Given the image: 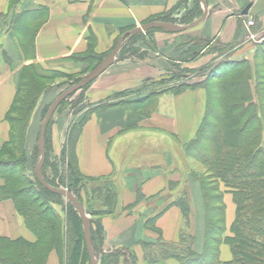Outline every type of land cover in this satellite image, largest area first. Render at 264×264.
Instances as JSON below:
<instances>
[{
	"label": "crops",
	"instance_id": "1",
	"mask_svg": "<svg viewBox=\"0 0 264 264\" xmlns=\"http://www.w3.org/2000/svg\"><path fill=\"white\" fill-rule=\"evenodd\" d=\"M182 1L0 0V151L11 141L9 115L18 97L21 72L37 66L65 73L70 70V62L75 63V57L88 53L108 55L124 33L169 13L180 19L196 2L187 0L181 6ZM204 2L206 18L198 26L177 33L152 32L151 39H140L132 47L141 57H128L120 63L115 58L111 67L95 80L89 93L92 103L123 90L132 91L128 98L96 110L84 124L76 144L77 167L83 177L118 184L114 186L118 193L117 213L104 216L101 221L105 251L130 249L138 264H145L141 242L159 239L158 234L147 229L144 218L172 204L182 184L190 181V173L178 167V157L183 145L196 137L207 110V92L203 88H188L177 94L160 90V83L173 77V64L192 73L187 81H212L210 73L221 70L222 63L252 61L257 47L264 44V0ZM248 5V14L243 15ZM200 8L203 16L201 2ZM249 19L254 20V40L249 39L247 31ZM192 43L203 46L198 56L180 62ZM209 68L207 75L198 74ZM150 83L155 88L146 92ZM69 130L68 116L55 120L51 132L54 158L61 157ZM171 182L181 183L177 193L169 191ZM4 185L0 179V189ZM189 188L193 200L192 234L195 250L200 254L205 249L204 202L199 184L192 183ZM139 192L145 200L137 204ZM221 192L226 208L225 237H230L236 205L233 195L223 186ZM165 194L169 197L159 198ZM162 202L166 204L163 208ZM131 206L134 208L128 210ZM183 226L182 212L176 206L155 223L162 238L173 244L179 242ZM3 240L37 243L12 200L0 201V242ZM232 260L231 247L222 243L219 261ZM162 264L179 263L170 259Z\"/></svg>",
	"mask_w": 264,
	"mask_h": 264
},
{
	"label": "trees",
	"instance_id": "2",
	"mask_svg": "<svg viewBox=\"0 0 264 264\" xmlns=\"http://www.w3.org/2000/svg\"><path fill=\"white\" fill-rule=\"evenodd\" d=\"M186 1L183 0L181 6ZM202 14L200 2L196 0L194 8L180 18V21L169 13L157 17L150 23L162 22L187 26L198 20ZM154 31L157 30H150L147 33ZM191 45V48L180 57V62L196 58L203 47L199 43ZM258 48H261V51H256L257 55L254 54L252 64L249 61L240 63L225 61L222 63L221 70L219 68L217 72H211L209 78H216V83L202 81L199 84L186 86L184 89L183 87L178 90L169 89L178 94L188 88L201 87L207 92L205 117L196 137L187 144L186 149L191 152L195 161L205 167L210 178H201L191 172L190 181L183 183L178 193L177 190L181 183L171 182L169 191L176 190L177 193L172 204L144 218L147 229L159 235L157 242H141L145 264H162L170 259L176 260L179 264H264V81L262 83L260 68H257L255 63L259 59L264 62V44ZM73 60L78 63H98L99 65L103 58L88 53L82 57H75ZM91 66L87 71L82 69L81 74L85 75L89 72ZM172 66L176 71L170 81L178 78L186 79L192 74L180 70L178 64ZM210 70L211 68L199 71L198 74L207 75ZM33 73L44 80L61 79L65 74L46 71L37 66L20 73L18 97L9 115L12 127L11 141L0 151L1 158L6 161L10 158V152L14 151H17L21 160L27 156V141L22 138V134L23 130L29 127L31 118L28 114L31 113L39 92L29 96L25 108H19L18 105L20 102H25L21 97L22 91L30 85ZM18 112H23L24 115L14 118L12 115ZM88 120L79 121L73 126L61 157L59 159L53 157V162L49 123L45 136L43 179L55 189L63 187L69 190L83 204L87 213L99 218L98 233L93 227L94 221L91 220V237L94 254L98 256L95 248L97 247L102 255L103 264H138L135 254L130 249L104 253V228L101 221L104 216L117 213L118 193L110 181L85 178L78 170L75 148L81 130ZM24 137L27 139V134ZM24 143L22 149L21 146ZM8 146L13 147L9 149ZM31 157L34 168L41 159L38 144ZM59 164L63 166L62 174L59 173ZM21 165L22 162L17 165L0 162V179L5 182L4 187L0 189V201L12 200L14 202L17 213L24 220L27 228L36 236L37 243L33 245L23 240L1 241L0 264H37V253L45 255L54 248L61 253L68 254L67 264H79V260L89 259L83 225L76 207L71 202L67 203L65 223L68 246L66 248L62 243L64 224L61 215L55 209L65 204L64 197L49 192L38 182L35 174L36 167L34 168V181L28 183L27 188L20 189L19 186L25 183L21 181L20 175H17V170H21ZM50 167L54 169L52 176L48 174ZM196 181L201 183L199 186L204 202L206 225L205 249L200 254L195 250V236L192 234L193 200L189 188ZM221 186L233 195L236 205V219L232 225L230 237H225L226 208L223 203L224 193L221 192ZM212 193L217 196H213ZM144 200L145 197L139 192L137 204ZM214 204H219L220 207H215ZM172 206L180 208L184 220L183 231L176 244L167 243L155 227L156 220ZM133 208L131 206L128 210ZM222 243L231 247L233 260L229 263L219 261V248ZM15 256H18L20 260L15 259Z\"/></svg>",
	"mask_w": 264,
	"mask_h": 264
},
{
	"label": "rangeland",
	"instance_id": "3",
	"mask_svg": "<svg viewBox=\"0 0 264 264\" xmlns=\"http://www.w3.org/2000/svg\"><path fill=\"white\" fill-rule=\"evenodd\" d=\"M188 12L189 11H184L183 15H186ZM178 21H180L179 18H178ZM151 35H152V32L151 33L145 32L144 34H142L139 37H135V38H131V39L129 38L126 41H124L122 46H121L120 52L116 56V59H117L116 62L120 63L121 61H124L125 58H128V57L129 58H131V57L138 58V56L141 57L140 52L136 49H133L132 47L140 39H144L145 41H148L147 39L148 38L151 39V37H152ZM114 45H113L111 51L115 48ZM149 46L153 47V43L150 44ZM259 46H261V45H259ZM260 49L261 48H258V49H256V51H261ZM256 51L254 53L255 55H257ZM107 56L105 55V56H102L101 58H103V60H104ZM73 62H75V61H73ZM249 63L252 64L253 60L249 61ZM255 63H256V67L260 68V79L263 83V81H264L263 63L264 62L262 61V59H259ZM91 64H92V66H91ZM97 65H98V63H86L85 64V63H78V62H75V63L70 62V68H69L70 70H68V72H65V74L63 73L64 78H61V79L59 78V79H55V80H44V79H41L39 77H36L35 74L33 73V79L30 82V85L22 91L21 97H22V99L25 100V102L24 103L20 102L18 105L19 108L20 107H22V109L25 108V105H27V101L29 100V96L33 93L39 92L37 101H36L35 105H33L32 109H31V113L28 114L31 118V119H29L31 121L30 124L28 125L29 127H27L26 130L24 129L23 134H22V138L27 141V144H26L27 145V156L25 157V159L21 160L19 158L17 151L10 152V158L7 161H6V159L4 160L0 156L1 164L3 162H6V163H11V164L17 165L18 163L22 162L21 170H17V175L19 174L21 181H24L25 183L23 185L19 186L20 189L27 188L26 186H28V183H31L34 181V168L37 167L38 162L35 164V166L33 168L31 156L35 152L36 146L38 144L39 136H40V128L43 124V121L46 117V114H47L51 104L64 90L71 87L74 83H77L78 80H79V82L82 81V79L85 77V75L90 73ZM73 66H77V68H75L74 71L72 70ZM90 66L92 68L89 70V72H87L85 75H82L81 70L86 69V71H87ZM249 66H247V67H249ZM261 67H263V68H261ZM186 79H179L178 78V79H175L174 81L173 80L172 81H162L160 83L161 87H159V88H160V90L161 89H167V90L177 89L178 90V89H181V87H183L182 89H184V87L193 85V83H201L202 82V81H187ZM93 83H91L88 87H86V88L78 91L74 95H72L70 98H68L61 105V107L59 106V108L55 112L54 117L50 121V126H49L50 135L52 132L53 125L55 124V120H57L60 116L65 115L66 117L68 116V118H69V122H70V130L68 132V137H69L71 135V130L76 123H78L79 121L82 122V121L89 119L90 116L96 110H99V109L113 103L114 101H118L119 99L124 100L125 98H128L131 94V91H132L131 89L127 90V91L123 90V92L114 93L113 95H111V97L109 99H105L99 103H92L89 100V93H90V90L93 86ZM211 83H216V80L212 79ZM149 87H150L149 90L147 89V87H145L144 90H148L146 92H151L152 88H155L154 86L152 87L151 83L149 84ZM124 102H126V101H124ZM22 115H24L23 112L22 113L18 112L17 114L14 113L12 116L14 118H16L17 116L22 117ZM34 124H36L35 128H34V132L32 130V133L30 134L31 127ZM26 134H27V139H26V137H24V136H26ZM67 141H68V138H67ZM191 141H193V140H191ZM189 143H187V144H189ZM187 144L183 145L182 151L180 152V156L178 157V159H180V163L178 164V167L184 173L193 172L201 178H205V179L210 178V175H209V173L206 172L205 167H203L201 165V163L195 161V159L192 157L193 155L191 154V152L186 149ZM24 145H25V143L22 144L21 148L24 147ZM12 147L13 146H8L9 149H11ZM185 152H187V153H185ZM52 158H53V156H51V160L53 162ZM59 163H60V160H59ZM62 168H63L62 164H59L58 169L60 171L59 172L60 174H62ZM52 172H54V169L52 170L50 167L48 169V174L50 176H52ZM195 183L201 185V183L199 181L198 182L196 181ZM209 183H211V182L209 181ZM114 186H115V184H114ZM117 186H118V184H117ZM117 186H115V187H117ZM60 189H66V188L61 187ZM81 195H82V198L85 200V196H84L83 192H81ZM212 195L215 197L217 196V194H215V193H212ZM164 197H169V195L165 194V195H163V198ZM64 201H65L64 202L65 204L63 206L56 207L55 209L61 215L62 223L64 224V234L62 237V243H64L65 247L67 248L68 245H67L66 223L65 222H66V210H67V205H68L67 203L69 201L66 198H64ZM161 205H160V207L163 208L166 204H165V202H162ZM214 206L220 207L219 204H214ZM160 207H158V210ZM87 214L89 215L90 219L92 221H94L95 225H93V227H94L96 233H98L99 231L97 229L98 228L97 222H99V218L92 216V214H90V213H87ZM95 214H97V213H95ZM204 216H205V208H204ZM217 219L218 218H216V220ZM204 220H205V218H204ZM204 231L206 232V227H205ZM196 244H197V242H196ZM95 248H96L97 253H98V256H95L96 261L98 264H103L101 261L102 255L100 254L99 249H97V247H95ZM104 253H110V252L104 250ZM67 255H68L67 253H65V252L61 253V251H58L55 248L53 250H50L49 252H47V254L45 253V255H43L42 253H37V255H36L37 264H40L41 262H42L41 264H67V261H68ZM14 258L15 259L17 258L18 261L20 260V258H18V256H15ZM44 258H45V260H44ZM50 260H51V262H50ZM79 264H90V261H89V259H86L85 261L79 260Z\"/></svg>",
	"mask_w": 264,
	"mask_h": 264
},
{
	"label": "water",
	"instance_id": "4",
	"mask_svg": "<svg viewBox=\"0 0 264 264\" xmlns=\"http://www.w3.org/2000/svg\"><path fill=\"white\" fill-rule=\"evenodd\" d=\"M205 13L204 15L198 19L196 22L187 25V26H179L175 24H170V23H162V22H154V23H147L143 25L140 28L133 29L129 32L124 33L117 41V44L115 48L111 51V53L100 63L94 70H92L90 73L85 75V77L80 81L79 83L72 85L71 87L67 88L65 91H63L51 104L46 117L43 121V124L40 128V136L38 140V148L41 153V159L40 162L38 163L37 167L35 168V174L38 182L49 192L60 195L64 198H66L69 202H71L76 209L79 212L80 219L82 221L83 225V234H84V240L86 244V248L88 251V256L90 259V264H98L95 258L94 250H93V245H92V237H91V228H92V223L89 215L87 214L83 204L67 189H55L48 185L45 180L43 179V174L42 170L45 164V136H46V131L48 128V125L52 118L55 115V112L59 108V106L66 101L68 98H70L72 95L77 93L78 91L84 89L91 83H93L96 79H98L103 73H105L113 64L116 56L121 50V46L123 42L127 38H133L141 33H145L150 30H163L167 33H177V32H182L185 30H190L192 28H195L198 26L200 23H202L205 18H206V13H207V6L204 2V0H200ZM251 8V5H248L243 13V15H247L249 9Z\"/></svg>",
	"mask_w": 264,
	"mask_h": 264
},
{
	"label": "built area",
	"instance_id": "5",
	"mask_svg": "<svg viewBox=\"0 0 264 264\" xmlns=\"http://www.w3.org/2000/svg\"><path fill=\"white\" fill-rule=\"evenodd\" d=\"M254 26V21L252 19H249L247 22V31L249 35L250 40H254V35L251 32V28Z\"/></svg>",
	"mask_w": 264,
	"mask_h": 264
},
{
	"label": "bare ground",
	"instance_id": "6",
	"mask_svg": "<svg viewBox=\"0 0 264 264\" xmlns=\"http://www.w3.org/2000/svg\"><path fill=\"white\" fill-rule=\"evenodd\" d=\"M196 187L198 188V185Z\"/></svg>",
	"mask_w": 264,
	"mask_h": 264
}]
</instances>
